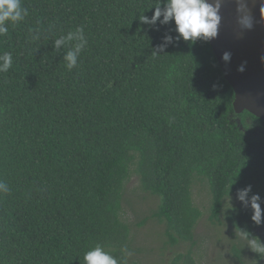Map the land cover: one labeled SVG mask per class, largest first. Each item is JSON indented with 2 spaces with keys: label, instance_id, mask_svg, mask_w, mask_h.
I'll return each mask as SVG.
<instances>
[{
  "label": "trees",
  "instance_id": "obj_1",
  "mask_svg": "<svg viewBox=\"0 0 264 264\" xmlns=\"http://www.w3.org/2000/svg\"><path fill=\"white\" fill-rule=\"evenodd\" d=\"M159 2L21 0L28 15L0 37L13 61L0 72V181L10 189L0 193V264H83L97 244L127 264L120 211L133 163L160 198L151 217L170 244L194 243L196 176L209 183L213 224L229 191L250 185L264 208V120L236 112L210 40L175 39L174 20L141 22ZM78 27L87 45L69 71L67 48L53 42ZM166 34L174 42L156 53ZM234 209L233 227L257 237L252 209ZM180 262L195 264L192 249Z\"/></svg>",
  "mask_w": 264,
  "mask_h": 264
},
{
  "label": "clouds",
  "instance_id": "obj_2",
  "mask_svg": "<svg viewBox=\"0 0 264 264\" xmlns=\"http://www.w3.org/2000/svg\"><path fill=\"white\" fill-rule=\"evenodd\" d=\"M221 7V0H166L163 8L160 7V2L156 4L155 12L150 18L142 15L139 16V19L149 25H156L157 21L160 24H168L174 20L175 31L179 34L175 39L182 38L184 41L191 42H195L197 39L208 41L218 35L222 20L220 15ZM261 12L264 14V4L261 5ZM237 13L238 23L242 27L251 28L252 17L248 13L246 0H237ZM27 15L28 9L22 6L21 0H0V37L8 34L10 23L14 26L18 22L23 21ZM32 39L38 40L39 34L33 35ZM173 42L174 37L166 34L163 37V43L158 46V50H155V52L163 51ZM53 44L54 49L58 52L62 48H67V51H64L63 60L67 69L71 71L77 66L78 58L87 45L83 27H78L75 31H69L66 36H60V38L54 40ZM222 58L225 62L230 61L231 53L225 52ZM12 62L11 53L5 52L0 55V72H7L11 68ZM238 70L244 71V65L241 64ZM9 192L8 185L0 181V193L7 194ZM250 192V185L246 188L238 189L236 198L245 207L252 209L251 220L256 225L264 224V208L261 207L262 198L259 194L249 196ZM223 199L225 201L223 206L225 214L230 209L235 210L230 191L224 195ZM235 233V238L231 239V241H245L241 249L247 246L253 252L259 254L260 258H264V241L240 227L235 229ZM83 264H119V262L111 253L105 251L102 245L97 244L84 254Z\"/></svg>",
  "mask_w": 264,
  "mask_h": 264
},
{
  "label": "rangeland",
  "instance_id": "obj_3",
  "mask_svg": "<svg viewBox=\"0 0 264 264\" xmlns=\"http://www.w3.org/2000/svg\"><path fill=\"white\" fill-rule=\"evenodd\" d=\"M192 192L194 204L202 212L195 227L194 243L180 241L170 244L165 224L151 217L160 198L141 187L136 164L131 165V176L124 187L120 211L121 220L130 228L125 248L127 264H172L175 255L189 249H192L195 264H256V260L257 264H264V258L247 246L241 249L245 241H231L236 235L235 228L224 211L218 222L213 224L209 221L211 192L207 179L196 176ZM231 196L233 205L240 202L235 193ZM144 219V223L139 225ZM257 237L264 241V229L257 230Z\"/></svg>",
  "mask_w": 264,
  "mask_h": 264
},
{
  "label": "water",
  "instance_id": "obj_4",
  "mask_svg": "<svg viewBox=\"0 0 264 264\" xmlns=\"http://www.w3.org/2000/svg\"><path fill=\"white\" fill-rule=\"evenodd\" d=\"M222 17L218 35L210 44L222 71L235 92L237 113L248 110L264 120V0H246L252 27H242L237 20V0H221ZM225 52L231 53L228 62ZM241 64L244 71H239Z\"/></svg>",
  "mask_w": 264,
  "mask_h": 264
}]
</instances>
